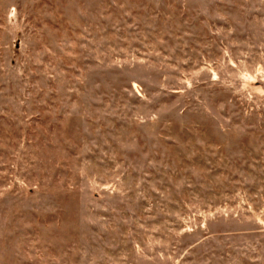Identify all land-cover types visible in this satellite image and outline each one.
I'll return each mask as SVG.
<instances>
[{"label": "rangeland", "instance_id": "1", "mask_svg": "<svg viewBox=\"0 0 264 264\" xmlns=\"http://www.w3.org/2000/svg\"><path fill=\"white\" fill-rule=\"evenodd\" d=\"M0 264H264V0H0Z\"/></svg>", "mask_w": 264, "mask_h": 264}]
</instances>
